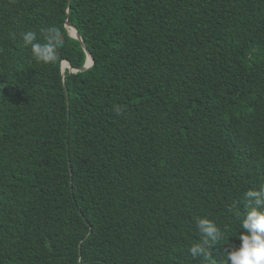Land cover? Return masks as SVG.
<instances>
[{"label":"trees","instance_id":"obj_1","mask_svg":"<svg viewBox=\"0 0 264 264\" xmlns=\"http://www.w3.org/2000/svg\"><path fill=\"white\" fill-rule=\"evenodd\" d=\"M49 26L59 67L21 38ZM261 186L264 0H0V264H224L194 222L238 246Z\"/></svg>","mask_w":264,"mask_h":264},{"label":"clouds","instance_id":"obj_2","mask_svg":"<svg viewBox=\"0 0 264 264\" xmlns=\"http://www.w3.org/2000/svg\"><path fill=\"white\" fill-rule=\"evenodd\" d=\"M40 31L43 42L37 39L33 31L21 33L24 46L30 49L36 63L59 67L63 62L61 49L65 44L66 33L57 26L42 28ZM114 112L121 116L125 108L117 105ZM243 200L246 212L240 225L242 231L238 235L239 245L230 243L226 229L222 230L208 218H197L194 223L199 239L189 247L193 257L213 260L210 246L226 241L224 245H229V250L224 253V264H264V186L249 189L243 194ZM75 264H83V258L77 257Z\"/></svg>","mask_w":264,"mask_h":264},{"label":"water","instance_id":"obj_3","mask_svg":"<svg viewBox=\"0 0 264 264\" xmlns=\"http://www.w3.org/2000/svg\"><path fill=\"white\" fill-rule=\"evenodd\" d=\"M70 1H71V0H69V2H70ZM70 10H71V7L69 6V7H68V10H67L66 26L69 28V31H70V28H73V29L75 30V33H74V34H72L71 32H70V34H71V36L77 38V39L81 42V45H82L83 49H84V50L86 51V53H87V58H86L85 64H84L83 66H81V67H73L72 65H70V63H69L68 61L66 62V64L63 63V72H64V69H65L66 67H69L71 72H75V71H83V70H86V69L92 67V66L94 65V62H95V61H94V58H93V56H92V54H91V52H90V51L88 50V48L86 47L85 42H84V40L82 39V36H81V34L79 33L77 27H76L73 23H71V22L68 20ZM66 92H67V96H68V91H67V89H66Z\"/></svg>","mask_w":264,"mask_h":264},{"label":"bare ground","instance_id":"obj_4","mask_svg":"<svg viewBox=\"0 0 264 264\" xmlns=\"http://www.w3.org/2000/svg\"><path fill=\"white\" fill-rule=\"evenodd\" d=\"M70 32H71L72 34H74V33H75V30H74L73 28H70ZM64 64H66V61L64 62Z\"/></svg>","mask_w":264,"mask_h":264},{"label":"rangeland","instance_id":"obj_5","mask_svg":"<svg viewBox=\"0 0 264 264\" xmlns=\"http://www.w3.org/2000/svg\"><path fill=\"white\" fill-rule=\"evenodd\" d=\"M65 62V61H64Z\"/></svg>","mask_w":264,"mask_h":264}]
</instances>
